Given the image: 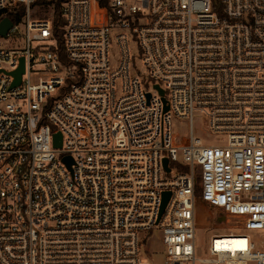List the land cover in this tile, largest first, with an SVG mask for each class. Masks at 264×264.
<instances>
[{
    "label": "built area",
    "instance_id": "1",
    "mask_svg": "<svg viewBox=\"0 0 264 264\" xmlns=\"http://www.w3.org/2000/svg\"><path fill=\"white\" fill-rule=\"evenodd\" d=\"M38 1L0 0V264H264V0Z\"/></svg>",
    "mask_w": 264,
    "mask_h": 264
},
{
    "label": "rangeland",
    "instance_id": "2",
    "mask_svg": "<svg viewBox=\"0 0 264 264\" xmlns=\"http://www.w3.org/2000/svg\"><path fill=\"white\" fill-rule=\"evenodd\" d=\"M39 8H36V13L39 11ZM48 15V14H47ZM4 39L0 38V45H2ZM133 52H137V46L134 43L132 46ZM140 63V61H139ZM141 64V63H140ZM142 66V65H141ZM200 120H196V126H199ZM185 124H179L175 122L174 131L177 133L178 131H185ZM222 137L215 136V140H222ZM196 251L197 255L200 257L206 256V246L210 240V237L213 234H228L230 232H238L236 228L238 226L237 222L234 219H231L230 222H227L226 219L221 218L220 210L207 202H204L199 197L196 199ZM151 231L149 232V234ZM151 237L146 236V240L143 242V252L147 254L146 259L154 260L156 263H159L161 260L160 255L155 254L156 251H160L162 249V245L159 238V230L151 233ZM251 235L255 239L256 243L259 244V240L261 238L264 239V232L261 231H251ZM145 233L142 234L141 237H144Z\"/></svg>",
    "mask_w": 264,
    "mask_h": 264
},
{
    "label": "water",
    "instance_id": "3",
    "mask_svg": "<svg viewBox=\"0 0 264 264\" xmlns=\"http://www.w3.org/2000/svg\"><path fill=\"white\" fill-rule=\"evenodd\" d=\"M12 25H13V21L9 17H7V16L4 17L0 21V35L5 36L8 33L9 29L12 27ZM23 71H24V60L22 58L20 68L17 69L14 72V75H15L14 84L20 83V81H21V75H22ZM160 92L163 93L162 90H160ZM148 96H150V94H148ZM167 108H168V105H166L165 109H167ZM54 138H55V145L56 146H60L61 145V138H62L61 133L60 132L59 133H56L55 136H54ZM65 161L68 162V163H70L71 162V159L69 157H67V158H65ZM164 163H165L166 168L169 169V167H168V160L167 159L164 160ZM169 197H170V191L164 192L163 203H162V208H161L160 215H161V213H162V211H163V209H164V207H165V205H166ZM223 219L224 218L222 217V220Z\"/></svg>",
    "mask_w": 264,
    "mask_h": 264
},
{
    "label": "trees",
    "instance_id": "4",
    "mask_svg": "<svg viewBox=\"0 0 264 264\" xmlns=\"http://www.w3.org/2000/svg\"><path fill=\"white\" fill-rule=\"evenodd\" d=\"M56 2V11L57 13L59 12V7H60V2L62 0H39V3H43L45 4V9H48V3L51 2ZM26 10V6L22 3H18L16 6L12 7L11 9L8 10H0V21L4 18V17H9L12 21L16 22L18 21L21 16L25 13ZM56 13V14H57ZM41 15H44L43 13ZM55 26H57L59 24L58 19L56 17L55 19ZM198 180H200V178H198ZM198 193L200 194V189L198 188Z\"/></svg>",
    "mask_w": 264,
    "mask_h": 264
},
{
    "label": "bare ground",
    "instance_id": "5",
    "mask_svg": "<svg viewBox=\"0 0 264 264\" xmlns=\"http://www.w3.org/2000/svg\"><path fill=\"white\" fill-rule=\"evenodd\" d=\"M224 242H226V243H232V245H233V243H234L235 241H233V240H225Z\"/></svg>",
    "mask_w": 264,
    "mask_h": 264
}]
</instances>
